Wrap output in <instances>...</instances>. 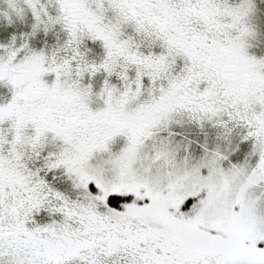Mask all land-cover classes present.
I'll return each mask as SVG.
<instances>
[{
  "label": "snow or ice",
  "instance_id": "snow-or-ice-1",
  "mask_svg": "<svg viewBox=\"0 0 264 264\" xmlns=\"http://www.w3.org/2000/svg\"><path fill=\"white\" fill-rule=\"evenodd\" d=\"M0 264H264V0H0Z\"/></svg>",
  "mask_w": 264,
  "mask_h": 264
}]
</instances>
